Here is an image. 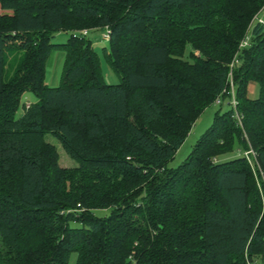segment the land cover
<instances>
[{"label":"trees","instance_id":"16d2710c","mask_svg":"<svg viewBox=\"0 0 264 264\" xmlns=\"http://www.w3.org/2000/svg\"><path fill=\"white\" fill-rule=\"evenodd\" d=\"M262 8L264 0H0V264H70L74 251V264H264ZM86 20L110 30L104 53L120 82H105L89 34L75 32ZM247 29L252 42L239 50ZM60 31L69 37L55 42ZM56 49L64 65L50 86ZM238 52L242 125L232 106L219 111L169 169L204 109L229 99ZM27 93L36 98L28 106ZM47 134L77 167L60 166ZM237 143L252 161L219 158Z\"/></svg>","mask_w":264,"mask_h":264},{"label":"rangeland","instance_id":"374dc122","mask_svg":"<svg viewBox=\"0 0 264 264\" xmlns=\"http://www.w3.org/2000/svg\"><path fill=\"white\" fill-rule=\"evenodd\" d=\"M255 19L263 20L264 22V8H262L255 16ZM72 24V23H71ZM76 25L75 32H82L84 30H88L89 33V39L92 41L94 48L99 53L102 61V72L103 77L106 83L108 84H116L120 82V77L118 74L113 70V68L110 66L109 62L106 60L104 48L109 46V41L105 40L104 34L106 33V29L97 28L95 26V22L93 20H86L83 23L80 24H74ZM94 29V30H93ZM247 38L251 40L252 42V36L250 35V32L248 33L247 29ZM69 37V33L66 31H60L56 33L54 41L55 42H64ZM249 40V43H250ZM187 51H190V47L187 48ZM239 52L234 56L235 62L238 64ZM64 56L65 52L61 49H56L52 52L51 56L49 57L48 66H47V81L51 86H57L60 84L61 75L63 71V65H64ZM231 62V64H232ZM56 76L57 82L56 84H52L54 82V78ZM247 93L251 98H257L260 94V87L259 84L253 80H251L247 84ZM163 96V95H160ZM32 98H35V95L32 93H27L23 99L22 103H30V100ZM231 109V105L229 104V99H225L224 105L221 108L216 102L212 105L208 106L204 111L200 114V116L197 118L196 123L193 125L192 129L190 130L188 136L186 137L184 143L181 145V147L177 150L174 158L169 161L168 168L169 169H177L179 168L189 157L193 149L195 148L197 142L203 137V135L209 130V128L213 125L216 114L219 111H227ZM46 139L53 143L58 151L59 154V164L63 168L67 169H73L79 165V162L75 159H73L64 149L61 142L54 137L52 134H47ZM92 148H97L96 145L91 144ZM235 151L232 154H228L219 158L225 159L229 157L239 156V155H245V152L247 149H245L242 145V143H237L235 145ZM110 212L108 208H100L95 210V213L99 216L107 215ZM77 252H72L70 257V264H74L77 261Z\"/></svg>","mask_w":264,"mask_h":264},{"label":"built area","instance_id":"2783aa9c","mask_svg":"<svg viewBox=\"0 0 264 264\" xmlns=\"http://www.w3.org/2000/svg\"><path fill=\"white\" fill-rule=\"evenodd\" d=\"M263 22V20H261ZM82 33L84 35H88L89 34V31L88 30H84L82 31ZM104 37H105V40L108 41L109 38H110V30H106V33L104 34ZM249 40L247 38V36L245 38L242 39V41L240 42V45H239V50L247 47L249 45ZM237 63L235 62V60L232 62V64H230V71H229V88L225 89L224 92L229 96V104L235 109L236 111V117L240 123V125H242V117L240 115V113L238 112V100H237V97H236V87H235V83H234V77H233V69L235 67ZM223 95H219L218 98L216 99V103L218 105L220 104H223L224 102V99L222 97ZM30 103H27V106L29 105ZM251 155H254V152L253 150H247L245 152V156L247 157V159L249 161H252V156Z\"/></svg>","mask_w":264,"mask_h":264},{"label":"crops","instance_id":"0c3cea01","mask_svg":"<svg viewBox=\"0 0 264 264\" xmlns=\"http://www.w3.org/2000/svg\"><path fill=\"white\" fill-rule=\"evenodd\" d=\"M64 58H65V56H64ZM49 62V61H48ZM47 66H48V63H47ZM49 81H47V76H46V83L48 84V85H50L49 83H48ZM56 82H57V79H56V76H55V78H54V82H52V84H56ZM51 86V85H50ZM34 95V94H33ZM34 100H36V98H32L31 100H30V102L31 101H34Z\"/></svg>","mask_w":264,"mask_h":264}]
</instances>
